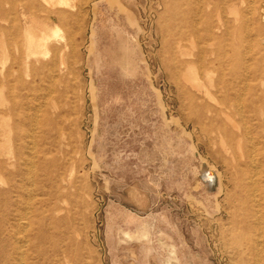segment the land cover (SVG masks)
Masks as SVG:
<instances>
[{"label": "rangeland", "instance_id": "374dc122", "mask_svg": "<svg viewBox=\"0 0 264 264\" xmlns=\"http://www.w3.org/2000/svg\"><path fill=\"white\" fill-rule=\"evenodd\" d=\"M34 1L58 29L43 55L27 58L17 9L0 17V264H264V132L222 116L223 140L183 79L215 91L219 56H198L221 16L254 83L264 32L240 24L264 28V0L235 1L239 35L213 0H67L55 18Z\"/></svg>", "mask_w": 264, "mask_h": 264}, {"label": "bare ground", "instance_id": "6f19581e", "mask_svg": "<svg viewBox=\"0 0 264 264\" xmlns=\"http://www.w3.org/2000/svg\"><path fill=\"white\" fill-rule=\"evenodd\" d=\"M1 1H5L6 3H9L10 7L4 10L0 6V17L5 18V20L14 21L13 11H16V9H17L19 11V15H20L21 19H23V21H24L23 22L24 23L23 36H24V42H25V47H26L25 50H26L27 58L38 57L40 55L45 54L47 47H48V44L51 41V38L58 34V31H57L58 29L54 28V27L51 28L45 24L39 25L37 22H35L33 20V16H34L33 10H38L37 9V3L34 0H0V2ZM42 1L46 4L47 7L50 8V14L54 18H55V16H57V13H58L57 9L62 7L65 4H67V0H42ZM213 1L215 4V7L222 8V9L227 8L228 9L227 11H229V14L234 15L235 26L233 29V33L235 35L238 34L237 32H238V30H240L241 27L244 28V30H243L244 38H246V39L249 37L253 38L257 35H261V33L264 32V28L259 26V25L257 26L255 31L253 29H250L247 25L248 20H250L249 18H248V20H247V18L242 20V23L240 22L241 27L239 26V22H238V18H237V11L235 8V6H236L235 1L236 0H213ZM17 3H18V5H15ZM11 16H12V18H11ZM28 17L30 18V21L26 22L25 20ZM52 17H50L51 20H52ZM2 20H4V19H2ZM242 28H241V30H242ZM35 29L36 30L38 29V33L36 35L34 34ZM230 33H231V26L229 25V21L227 19H225L224 17L219 16L215 24H213L209 19L205 20L204 32L201 35V37L203 38V42L201 41V43L204 44L205 46L206 45L207 46L208 45L214 46V49L209 51V52H207L204 48L200 49V56H198V60H200V61L203 59L205 60V57L207 55H215V56L218 55L219 56L217 59H215V62H217L219 64L218 65V69H219L218 74L220 76L217 80L218 81L217 84L215 85V91H211L209 88L205 87L203 85L202 81H200L198 78H196L194 73H191V75L186 74V75H184V78H183L184 82H185V86L188 85L190 88H192L196 91V94H193L190 91L188 92L189 95L191 96V97H189L190 99L193 100L194 98H196L195 99L196 101L197 100L201 101V99L204 98V99H209V100L216 102L217 107H215V108H207V107L201 108L203 113H202V116H200V120L205 119L206 116H204V113H210L211 116L209 117V120L211 122L215 121V124H217L216 128H217L218 132L222 135V139L225 141L234 140L235 135L226 129V126H225L226 122H224L221 119L222 116H224L225 120H228L230 123H232L233 114L237 115L243 121L248 120L249 122H253L257 128H259L260 130H262V132H264V80L260 79V75L264 74V53L259 51V54H260L259 59L260 60H259V63L257 65L258 67L255 69V72H257L258 76H256L254 78L255 81H254V83L251 84V83H249L251 78L247 74L248 71H247L246 67L242 65V53L243 52L235 44V42H237L238 38H235L233 41H231L229 39ZM10 35L12 37L15 36L13 30L10 31ZM208 62H210V61L207 60V63ZM205 70L209 71L207 67ZM249 78H250V80H249ZM28 88H29V91L32 90L31 86H29ZM196 95H198V96H196ZM34 101H36V100H34ZM39 104H41V103H39ZM16 106H14V109L16 108ZM28 107L29 106H27V108ZM231 107L234 108V112H231ZM31 110L34 111V109H31ZM28 111H30V110H28ZM38 111H40V109ZM36 115H37V113H36ZM34 128H36V127H34ZM246 131H247V129H246ZM32 132H34V131H32ZM247 133L249 134V132H247ZM242 138H243V136L241 134L240 139H242ZM32 139H34V138H32ZM250 140H251V138H250ZM250 143H251V141H250ZM34 145L35 144L33 143V146ZM254 149H256V148H254ZM254 152H255V150H254ZM20 160H21V153L18 152L16 155V161H15V163H17L18 166L20 165ZM29 163H30L29 164L30 167L33 166L32 169L34 168L33 171L37 175V183L42 184V181H43L42 178L47 172L46 164L43 162H38L36 164L35 162L31 161V158L29 159ZM251 163H253V162H251ZM26 167H28V166H26ZM239 168H240V166H239ZM259 169L260 168H258V170ZM1 170H2V164H0V172H1ZM29 170H30V168L28 169V171ZM27 175H29L28 172H27ZM31 175H32V173H30V177H31ZM252 176H254V178H255L256 175L254 174ZM211 177H212V175L209 174L207 178H211ZM28 179H29V176H28ZM32 179H33V177L31 178V180ZM253 180L256 181L255 179H253ZM32 181H34V180H32ZM19 183H21V182H19ZM257 183H258V181H257ZM29 185L31 187V184H29ZM34 185H35V182H32V186H34ZM252 188L254 189V187H252ZM256 200H257V197L255 199V202H256ZM26 204L28 206L29 202H27ZM27 206L25 208H27ZM28 208H30V207H28ZM26 213H28V212H26ZM30 225L31 224L27 223V222L23 223L24 227H22V228H24V230H25V228L26 229L30 228ZM258 232H259V230H258ZM20 244H22V243H20ZM20 250H22V249H20ZM21 252L22 251H20V253ZM19 259H20V257H19ZM20 260L22 262V259H20Z\"/></svg>", "mask_w": 264, "mask_h": 264}, {"label": "water", "instance_id": "95a60500", "mask_svg": "<svg viewBox=\"0 0 264 264\" xmlns=\"http://www.w3.org/2000/svg\"><path fill=\"white\" fill-rule=\"evenodd\" d=\"M213 178L212 179H208L209 182H212Z\"/></svg>", "mask_w": 264, "mask_h": 264}]
</instances>
